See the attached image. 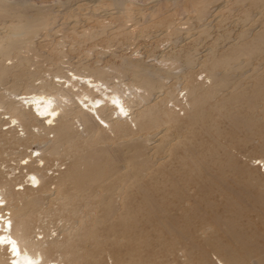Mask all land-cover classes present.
<instances>
[{
  "label": "rangeland",
  "instance_id": "obj_1",
  "mask_svg": "<svg viewBox=\"0 0 264 264\" xmlns=\"http://www.w3.org/2000/svg\"><path fill=\"white\" fill-rule=\"evenodd\" d=\"M31 2L45 7L22 11L8 7V13L0 17L1 36L15 24L24 30L16 37L20 54L0 55V65L10 68L0 82V92L24 90L15 78L20 69L41 67L43 72L32 80L38 85L41 78L56 81L54 73L70 74L73 69L90 73L108 67L109 81L122 82V88L132 79L131 68L121 69L126 61L139 67H161L168 73L165 103L176 120L164 123L173 126L175 141L167 150L163 142H147L149 153H154L149 167L140 164L132 146H125L138 136L133 121L127 119L124 124L130 136L120 138L115 128L123 123L115 114L107 128L94 111L77 101L100 126L90 135L74 120L73 132L84 135L74 148L97 144L120 150L118 157L110 159L103 183L93 182L98 192L87 199L64 201L63 207V198H53L44 206V211L51 210L46 219L60 225V217L67 226L79 221L84 231L94 232L90 245L80 250L84 257L79 264H218V260L231 264L225 251L239 252L231 235L237 232L249 235L252 254L246 264H252L257 248L264 252V0ZM37 8L44 9L42 19L36 17ZM199 11L205 13L202 18ZM19 55L27 57L25 67L17 64ZM172 56L177 59L169 60ZM188 60L193 62L187 64ZM227 66L232 94L238 98L246 94L250 100L227 104V111L217 110L213 99L192 103L188 87L194 83L210 89L212 82L206 77L212 71L224 75ZM201 106L208 116L192 121ZM56 134L51 131L47 137L53 142ZM28 145L25 150L22 145L7 144L0 151V171L6 179L12 175H6L3 165H18L17 159L30 149L42 151L36 144ZM63 148L56 154L44 151V193L59 191L55 180L77 159ZM88 153L96 156L93 150ZM158 156L164 157L156 160ZM140 187H147L150 194L145 202ZM90 251L98 255L97 261L85 256Z\"/></svg>",
  "mask_w": 264,
  "mask_h": 264
},
{
  "label": "bare ground",
  "instance_id": "obj_2",
  "mask_svg": "<svg viewBox=\"0 0 264 264\" xmlns=\"http://www.w3.org/2000/svg\"><path fill=\"white\" fill-rule=\"evenodd\" d=\"M8 7H17L16 9L19 8L22 11L30 7L45 6H35L31 0L23 2L21 0H0V17L8 13ZM36 10L37 19H42L44 9L37 8ZM204 15V11L198 12L199 18ZM26 19L30 21L31 16L27 15ZM23 33V27L15 24L7 29L6 34L0 35V55L9 57L20 54L16 37ZM257 39L258 37L254 38V40ZM168 59L173 61L177 58L172 56ZM27 62L28 59L25 56L19 55L17 58V64L20 67H25ZM192 62L188 60L186 63ZM137 64L139 65V63ZM137 64L126 61L122 65V70L132 69L131 83L126 88H122V82L109 81L108 67L95 68L90 73L78 72L75 69L65 75L54 73L53 77L57 78L56 81L53 78H41L38 85H33L32 80L43 72V69L38 67L34 71L20 69L18 76H15L17 82L23 85V91L4 88L0 92V100L2 99L0 102V151L7 144L22 145V148L26 150L28 144L33 143L40 149L42 148L41 152L37 149H30L28 154L24 153L17 159L18 165H3L4 168L7 167L4 171L6 175H12L9 180L0 171V264H65L64 259L66 264H79L84 257L79 255L80 250L84 246L90 245L89 239L91 240V234H94L92 227H89L91 232L87 229L84 231L79 221L67 226L66 220L60 217H57L60 220V225H58V223L46 219L51 210L45 208L44 211V206H48L53 198H63V202H61L63 207L67 205L64 201L78 197L87 199L94 192H98V189L92 186L93 182H96L98 186L103 183L110 159L116 158L120 154L119 149L110 145L101 147L96 144L88 148L78 145L79 148H74L75 142L82 136L84 137L82 134L73 132L74 120L82 125L87 134L91 133L90 135L98 132L100 126L93 121V113L81 109L77 101L94 111L103 122H106L107 128L110 127L109 121H112V114H115V119L121 120L123 123L120 127L117 125L115 128L116 134L120 138L130 136L124 124L127 119L129 122L133 121L137 126L136 134L138 136L131 140L133 143L125 144V146L134 148L133 154L140 158V164L143 166L149 167L154 155V153H149L147 142L152 140L153 143L157 142L158 144L163 142L166 150L171 147L175 136L171 132L173 126L169 124L175 122L176 119L173 113L174 117L170 116L173 110L168 108L165 103L169 91L168 93L164 92V79L168 73L161 67L152 68L145 65L139 67ZM228 66L224 69V75L212 71L206 77L212 82L210 89L203 88V84L195 85L194 83L188 87L187 91L189 97L191 95L192 103L201 104L207 99H213L215 104H218L215 105L217 110L221 108L226 110L227 104L250 100L251 96L249 95L244 94L242 98H238L232 94L231 82L228 81L226 75L230 68ZM9 70L10 68L6 65H0V82L8 77ZM205 89L209 90L206 94H204ZM157 92L161 93L156 95ZM19 95L20 98H18ZM186 98H184L185 102ZM98 103L100 105L96 107ZM110 103L115 106H111ZM134 106H137V110H131ZM205 116L208 114L201 106L192 115L195 117L192 121L202 120ZM159 121L163 123L158 124ZM164 122H169V124ZM1 126L5 127L2 129ZM19 126V130H22L20 133L16 129ZM3 130L7 131L3 132ZM51 131L57 133L56 140L53 142L47 137ZM61 145H64L63 152L76 154L77 159L64 174L55 180L59 191L44 193V174L42 172L45 164L43 158L46 152L44 151L56 154ZM89 150H93L96 156L89 157ZM163 157L158 156L156 160L163 159ZM22 159L25 161L21 162ZM38 166H41L40 169ZM15 169L18 170L15 172ZM17 184L18 187H16ZM2 188L4 189L2 190ZM104 188L107 190L106 187ZM146 189L147 187H140L142 193L146 195L142 194L141 196L144 202L150 196ZM82 207V204L78 206L79 209ZM233 227L235 226H230L229 229ZM62 233L63 235L60 236ZM231 235L240 250L238 252L230 248L225 251L229 262L231 264H246L251 261L252 246L249 242V235L239 234V232ZM85 256L93 261L98 260V255L93 254V251L86 253ZM217 262L224 264L219 260ZM252 264H264V252L259 247L256 250L255 258L252 259Z\"/></svg>",
  "mask_w": 264,
  "mask_h": 264
}]
</instances>
